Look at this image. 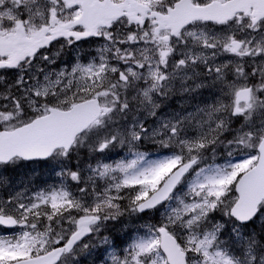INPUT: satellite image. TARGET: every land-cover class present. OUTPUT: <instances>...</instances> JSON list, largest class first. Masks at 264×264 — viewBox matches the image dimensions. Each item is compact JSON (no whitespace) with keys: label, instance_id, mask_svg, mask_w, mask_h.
Wrapping results in <instances>:
<instances>
[{"label":"snow or ice","instance_id":"obj_1","mask_svg":"<svg viewBox=\"0 0 264 264\" xmlns=\"http://www.w3.org/2000/svg\"><path fill=\"white\" fill-rule=\"evenodd\" d=\"M0 264H264V0H0Z\"/></svg>","mask_w":264,"mask_h":264}]
</instances>
